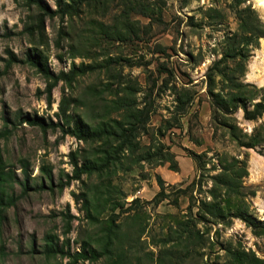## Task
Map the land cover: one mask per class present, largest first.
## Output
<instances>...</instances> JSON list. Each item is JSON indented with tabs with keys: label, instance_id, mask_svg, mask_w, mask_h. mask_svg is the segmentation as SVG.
Instances as JSON below:
<instances>
[{
	"label": "rangeland",
	"instance_id": "obj_1",
	"mask_svg": "<svg viewBox=\"0 0 264 264\" xmlns=\"http://www.w3.org/2000/svg\"><path fill=\"white\" fill-rule=\"evenodd\" d=\"M56 1L42 0L50 11ZM245 8L252 13L243 18L264 22V0H86L52 16L0 0V171L28 183L21 196L6 184L17 198L0 221V264H229L227 246L264 257V233L236 218L198 222L196 212L225 154L245 157L244 184L256 190L250 211L264 220V115L214 114L209 95L226 84L216 71L229 75L235 58L226 55L239 49L247 59L236 79L264 92V36L242 44L236 12ZM29 54L65 75L49 92L52 79ZM26 116L54 126L42 130ZM228 124L240 141L259 134L261 142L239 146ZM40 180L46 188H35ZM189 213L205 239L190 250L179 242ZM55 242L70 255L85 250L46 251Z\"/></svg>",
	"mask_w": 264,
	"mask_h": 264
},
{
	"label": "trees",
	"instance_id": "obj_2",
	"mask_svg": "<svg viewBox=\"0 0 264 264\" xmlns=\"http://www.w3.org/2000/svg\"><path fill=\"white\" fill-rule=\"evenodd\" d=\"M26 1L35 5L40 10V12H42V14L52 16L56 11L62 14L75 13L79 10L81 4H83L86 0H65L63 2L57 0V9L55 11H50L48 7L42 2V0ZM236 13L237 19L240 20L238 31L241 35L242 44L245 47H256L258 45V39L264 36V22L259 20V23L256 25L253 24L252 21H249L247 17L243 18V16H241L242 13L251 14L252 10L250 8L239 10ZM226 56L235 58L234 68L229 70V75L221 72L220 70L216 71L218 74H220V77L226 82V84L222 83L219 93L209 90L212 113H228L229 111L240 109L243 113L244 120L256 121L264 115V92L250 94L251 91L245 90L244 88L247 86H251L253 88L256 87L251 84L241 83L236 79L235 74L242 77L245 71L244 61L247 58L246 54L242 53L241 49L229 53V55ZM26 59L32 66L36 67L39 72H42L47 78L52 79V83H50L47 87L48 92L50 91L51 86L58 79L65 76L63 73H58L57 75L50 73L46 67L39 64L38 61L30 54L27 55ZM11 61H15L12 56L9 57L8 62L11 63ZM8 62H6L7 64L4 65V68L8 67ZM211 69H218L217 64ZM208 77V80L211 84V75L208 74ZM248 104L250 105V108H248ZM213 118L215 120V116ZM21 120L27 122L30 125L38 126L42 130L50 126H54L50 123L46 124L41 117L37 116H26ZM56 126L60 127L63 133L67 134L70 132L69 129H64V127L58 123H56ZM226 126L229 130V135L232 140L241 147L252 148L261 142V139H259V134L248 135V138L251 141H240V135L237 133L238 127L232 124H228ZM255 130L256 129H254L252 132L254 133ZM191 157L195 161L196 166L198 168L201 167V155L192 153ZM216 161L219 171L211 176V186L207 190L206 199L197 200L196 212H198V214H196L198 215V222L206 221L213 224L225 225L230 223L231 219L236 218L248 226L254 235L263 234L264 220H257L250 211L252 209L250 198L255 196L256 190L244 184V178L248 175L245 157L239 158L231 156L228 158L225 154H217ZM74 168L75 172L79 171L80 173L86 168L89 169L90 167L79 168L76 166V164H74ZM25 177L28 178V176ZM46 178L49 182V189H51L52 179L50 173L47 174ZM9 181L18 184L21 187V192L18 196L24 194L28 189V183H25V179L19 180L13 175L11 171H0V221L4 219L6 209L12 206L17 198L14 195L12 184L10 187H6V184ZM9 184L10 182L7 185ZM65 184H67V181L62 185ZM192 184L194 185V182H192ZM62 185H58L60 189L64 187ZM35 188L43 189L46 187L40 180L38 186ZM46 237H49V235ZM107 238L110 240L109 236H107ZM47 240H49V238H47ZM204 240L205 239L199 234V230L196 228V220H194L191 213H189L188 220L182 221V235H179V242L181 243L182 241V246L190 250L191 246L194 248L202 246ZM44 247L48 252L54 254L58 253L63 256H73L75 258L79 257L81 252L85 250L84 247H82L80 253L76 252L73 255H70L68 251H64L62 247H59L56 242L49 245L45 244ZM90 251L94 252L92 249H90ZM225 251L227 253L229 264H264V257L260 258L251 251H245L241 248L238 250H232L230 246H227Z\"/></svg>",
	"mask_w": 264,
	"mask_h": 264
}]
</instances>
